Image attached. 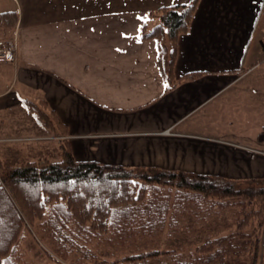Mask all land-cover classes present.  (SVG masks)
<instances>
[{
	"label": "crops",
	"instance_id": "0c3cea01",
	"mask_svg": "<svg viewBox=\"0 0 264 264\" xmlns=\"http://www.w3.org/2000/svg\"><path fill=\"white\" fill-rule=\"evenodd\" d=\"M188 1L0 0L17 31L15 63L0 62V141L26 136L50 158L57 137L24 105L43 100L76 160L264 178V0H198L171 85L140 29ZM189 72L200 74L179 79Z\"/></svg>",
	"mask_w": 264,
	"mask_h": 264
},
{
	"label": "trees",
	"instance_id": "16d2710c",
	"mask_svg": "<svg viewBox=\"0 0 264 264\" xmlns=\"http://www.w3.org/2000/svg\"><path fill=\"white\" fill-rule=\"evenodd\" d=\"M197 2L189 0L150 11L146 17L155 18V25L147 29L145 21L140 29L141 39L155 42L162 76L171 85L175 80L172 69L177 36L187 31ZM14 19L12 12H0L3 27L14 25H10ZM242 71L243 68L235 70ZM199 74L189 72L179 79ZM24 105L43 129L53 134L65 133L56 115L46 111L43 100L26 99ZM257 139L264 141V130ZM59 148L60 157L56 161L38 158L15 166L0 164V264L17 263L14 248L27 227L52 241V253L48 252L47 256L58 264L68 258L79 240L88 238V242L99 244L97 240L109 235L114 236L112 242L133 241V252H119L125 253V262L149 264L170 250L159 251L152 247L143 250L138 244L140 238H150V246H154L161 227L148 229L141 222L148 212L152 216L151 209L160 199L156 196L165 195L163 201L167 192L173 190V195L190 197L191 202L197 199L194 207L202 216H212L209 220L226 215L220 226L229 229L224 235L207 233L194 246V254L189 253L176 264H257L259 234L253 230V225L261 226L264 220V178L249 179L242 185L239 180L205 173L79 161L72 157L63 140ZM138 214L141 215L139 221ZM125 216L136 217L139 223L133 221L129 233L123 220ZM246 252H251L252 256L243 257Z\"/></svg>",
	"mask_w": 264,
	"mask_h": 264
},
{
	"label": "rangeland",
	"instance_id": "374dc122",
	"mask_svg": "<svg viewBox=\"0 0 264 264\" xmlns=\"http://www.w3.org/2000/svg\"><path fill=\"white\" fill-rule=\"evenodd\" d=\"M14 26L15 24L11 28H14ZM14 30H16V28H14ZM14 63L15 62H13V64ZM260 132L258 133V135L260 134ZM50 135H54L57 137L52 139V141H56V150L53 148L52 142V144H50V158L46 156H42L39 158H47L50 161H56L60 157L59 142H62L63 140V142L67 144L69 148V140L66 133ZM25 137L23 136L15 140L0 141V164L7 166H15L26 163L28 161H32V150L29 148L32 147L33 143L27 145V143L32 140L25 139ZM257 137V143H262L263 141H258ZM53 150L55 151V153H57V159L55 154H53ZM34 158L36 157L34 156L33 159ZM125 167L134 168L137 166ZM211 175L219 176L230 180H239L242 185L248 182L246 180L258 179L257 177L239 179L218 174ZM174 193V190L173 192H167V194L163 193L167 196L163 201L161 200L165 197V195L161 196L158 194L156 198L159 197L160 199H157L155 201V205L151 209V211L153 212L152 216H149V212L148 214H146V216H143L144 220L143 222H141L143 225H146L148 229L161 227V231H159L156 240H154V246H150V238L143 239V237H141L140 239L142 240L138 243L139 245H141V248H143V250H148L151 247L157 248L159 251L163 249L170 250L165 254H161L156 259L149 261V264H176L180 262V260L186 259L189 253L194 254V246L201 239L207 236V233L219 232L218 235H224L229 232V229L226 230L225 228H222V219H226V215L217 220H209L212 216H202L203 214L200 213L196 207H194L195 204H198V202H194L197 199H194L191 202L190 197H186L177 193L173 195ZM136 216L138 218L137 220L139 221V216L141 215L138 214ZM123 220L126 221L124 223L128 228L127 232L129 233V230L131 229L130 226L133 221L137 222L136 217L133 218L125 216ZM137 224L139 223L137 222ZM208 228L213 229V231H210ZM84 230L87 229L84 228ZM253 230H255V232L259 234V252L257 254V264H264V220L261 226H258L257 224L253 225ZM112 239H114V236L109 235L107 237H104V239L102 240H97V242H100L99 244H96L93 241L88 242V238L83 241L79 240L80 243H75V250L71 251L68 258L65 261H62V264H128L123 260V256L125 255V253L120 254L119 252L123 250L133 252L134 247L131 245L133 241H130V239H128L120 243L121 240L118 239L120 242H112ZM48 252L52 253V241L44 235H37V233H35L33 229L31 230L29 227H27L25 231L23 230L22 235L14 248V257L17 262L16 264H58L55 260H53V258L47 256ZM251 256V252H246L243 255V257L245 258Z\"/></svg>",
	"mask_w": 264,
	"mask_h": 264
},
{
	"label": "built area",
	"instance_id": "2783aa9c",
	"mask_svg": "<svg viewBox=\"0 0 264 264\" xmlns=\"http://www.w3.org/2000/svg\"><path fill=\"white\" fill-rule=\"evenodd\" d=\"M17 56V31L9 38H0V62L13 63Z\"/></svg>",
	"mask_w": 264,
	"mask_h": 264
}]
</instances>
